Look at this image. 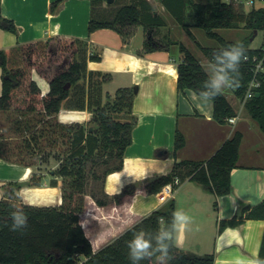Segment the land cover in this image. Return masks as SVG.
Wrapping results in <instances>:
<instances>
[{"label":"trees","instance_id":"trees-1","mask_svg":"<svg viewBox=\"0 0 264 264\" xmlns=\"http://www.w3.org/2000/svg\"><path fill=\"white\" fill-rule=\"evenodd\" d=\"M92 5L102 4L108 0H89ZM169 11L167 0H158ZM182 14L190 0H181ZM108 3V2H107ZM51 5V10L55 8ZM0 0V29L17 34L15 23L4 18L1 13ZM171 8V7H170ZM173 10V9H171ZM185 16L175 15L177 22L185 27L190 26L203 30L205 35L217 40V48H201L205 56L211 60L213 52L236 42L222 38L215 30L236 29L241 24L251 34L242 40L247 49V59L241 64L242 86L235 91L230 90L232 98L225 94L218 96L213 104V118L221 124L227 119L236 116V109L232 99L241 102L246 94L252 79L251 59L258 52L250 48V39L255 31L264 33V8H252L245 13L243 7H235L221 0H205L204 4L193 5L191 11ZM142 14L135 5L119 8L113 19L108 21L95 20L93 17L88 24V32L93 33L99 29H111L121 36L127 35L128 29L143 23ZM186 19V21H185ZM156 26H158L156 24ZM156 28H150L144 43L145 52L168 50L171 42L165 43L156 39ZM190 34V32H189ZM192 38V36H191ZM193 39V38H192ZM84 50L85 60L79 57ZM181 58L177 64V89L180 92L190 90L198 93L207 79V73L200 60L183 44L179 45ZM98 61L100 57H91ZM86 51L82 42L73 37L57 36L47 41H37L30 44L17 45L9 52L0 51V68L2 70V93L0 97V113L10 110L21 90L25 95V111L16 122V132L22 139L20 147H16V154L4 147H0V160L10 164L34 167L25 161L43 148L50 150L58 140H62V148L57 155L53 152L45 153L57 159V169L51 171L53 179L49 182L51 187H59L62 193V204L59 207H34L24 205L23 211L28 217V226L22 231H12L10 213L14 211L13 203H21L17 199L23 188H39L42 186V176L34 173L26 183H2L0 190L4 197L0 200V264H78L80 257L84 260L79 264H131L128 258L126 241L132 238L133 231L141 229L155 235L157 228L169 224L172 213L176 210V201L170 199L159 210L144 216L134 226L126 230L111 243L105 245L97 252L86 237L79 216L83 211L84 197L87 195L89 176L94 181L106 178L108 174L122 170L126 149L132 144V133L137 120L132 116L135 93L132 88H120L111 97L106 94V102H102L101 85L108 82V74L87 71ZM36 74L46 82L47 89L42 90L33 79ZM9 76V79H5ZM97 79L88 87L85 97H82L72 111H88L91 119L86 126L81 124H63L57 119L63 108V103L70 98L71 89L83 78ZM13 81L17 85L13 84ZM261 86L255 96L244 105L246 115L254 120L264 133V78H260ZM26 83V84H25ZM69 87L66 88V85ZM35 114H43L46 122L41 120L36 127L32 119ZM122 116L121 118H119ZM51 119V121H48ZM36 127V128H35ZM242 135L235 132L231 140L223 146L206 162H180L176 163L172 171L148 182L145 189L148 193L157 194L176 179L183 183L190 181L202 190L220 198L232 194L231 174L236 168L239 156V147ZM43 142V143H42ZM184 137L176 131L174 148L178 151L184 147ZM44 146V147H43ZM52 147V148H50ZM13 156V158H12ZM106 166L102 176L96 169ZM56 178H60L61 181ZM103 190V189H101ZM134 187L128 186L123 194L133 193ZM103 192V191H102ZM93 195V194H92ZM96 198V195H93ZM117 196L113 199L117 200ZM98 205L105 206L106 201L97 200ZM217 208V201L215 202ZM264 221V200L242 208L240 217L234 216L229 220L218 223V233L227 228H239L246 221ZM173 259L170 264H214V254L198 255L193 252L173 246L171 249ZM259 256L264 258V233L261 241ZM141 264H150L141 261Z\"/></svg>","mask_w":264,"mask_h":264},{"label":"crops","instance_id":"crops-1","mask_svg":"<svg viewBox=\"0 0 264 264\" xmlns=\"http://www.w3.org/2000/svg\"><path fill=\"white\" fill-rule=\"evenodd\" d=\"M190 1L182 14L181 0H167L169 11L158 0H112V3L97 5H92L89 0H1L2 16L12 20L18 32L12 34L0 29V51L9 52L17 45L45 42L57 36L77 38L85 47L87 71L109 75L104 88L109 83L119 89L137 88L132 108L137 123L132 144L125 151L122 170L100 180L101 186L95 190L96 198L89 192L85 195V208L79 216L94 253L164 205L158 201L157 194L145 189L148 182L162 176L159 174L161 167L166 173L163 175H167L176 163L206 162L231 140L235 132H239L242 141L236 168L231 174L232 194L216 199L188 180L174 186L176 209L184 210L191 218L186 229L177 231L176 241L180 249L198 255L214 254V264H234L236 257L259 255L264 221H246L239 228H227L222 233H218V223L236 216L239 207L254 206L264 200V133L254 120L240 111L239 101L232 99L235 108L238 104L236 115L240 117L237 122L221 124L213 118L211 101L202 103L194 92L177 89V64L181 58L179 45L183 44L201 59L198 54L202 52L198 47L199 29L190 26L189 34L175 16L183 15L184 20L193 5L205 2ZM52 4L56 5L53 11ZM129 5H135L140 11L143 23L128 29L125 37L111 29L88 32L92 17L99 21L112 20L119 8ZM254 8H264V2ZM243 10L245 13L250 11L244 7ZM150 28L157 29L156 39L171 42L168 50L144 51ZM96 56L100 60H90ZM200 63L203 67L202 60ZM2 79L0 68V97ZM91 118L88 111L61 110L57 115L63 124L83 126ZM176 131L185 141L184 147L178 151L174 148ZM51 171L38 173L34 167L0 160V187L6 182L26 183L37 172L42 176V186L23 188L18 197L22 198L24 205L59 207L62 193L59 187L49 186L53 179ZM144 174V179H135ZM128 186L134 187L133 193L123 194ZM116 196L117 200L113 199ZM3 197L0 190V200ZM97 200L107 203L100 206Z\"/></svg>","mask_w":264,"mask_h":264},{"label":"clouds","instance_id":"clouds-1","mask_svg":"<svg viewBox=\"0 0 264 264\" xmlns=\"http://www.w3.org/2000/svg\"><path fill=\"white\" fill-rule=\"evenodd\" d=\"M247 59V49L242 42H236L227 47H223L213 52L211 60L204 70L207 79L203 82L202 88L195 95L202 103L214 101L226 90H238L242 86L241 64ZM164 163H167L164 162ZM159 174H166L161 167ZM146 174L135 179H144ZM20 204L13 203L14 211L10 213L12 220V231H22L28 226V217L23 211L21 197ZM191 223V218L181 209H176L172 213V220L169 224H164L157 228L155 235L141 229L133 231L132 238L127 240L128 258L131 264H141V261H149L150 264H170L173 259L171 249L178 246L176 233L180 229H186ZM229 246L231 241L229 240ZM234 264H264V258L258 254L255 257H236Z\"/></svg>","mask_w":264,"mask_h":264},{"label":"rangeland","instance_id":"rangeland-1","mask_svg":"<svg viewBox=\"0 0 264 264\" xmlns=\"http://www.w3.org/2000/svg\"><path fill=\"white\" fill-rule=\"evenodd\" d=\"M258 5H260L259 2L255 3V7H257ZM245 9H250L247 6H244ZM247 12V11H246ZM215 32L217 34H219L222 38H224L225 40L228 41H234V42H241L242 40L248 38L251 34V32L244 28V26L242 27H238L236 29H226V30H215ZM253 37V36H252ZM198 42L200 43L201 46L205 47V48H217L220 46L219 42L217 40L214 39H210L208 38L205 33L203 32V30H199L198 31ZM264 43V33L263 32H259L256 33L255 37L253 38V41L250 42V48L252 49H257L259 48L262 44ZM200 56V60H202V62L204 64L208 63L209 58L207 56H205L203 54V52L198 53ZM80 61H84L85 60V53L84 50L81 52L80 57H79ZM33 79L34 81L37 83V85L42 89L45 90L47 89V84L46 82L39 78V76H37L36 74L33 75ZM98 81L97 79H90L89 77H85L83 78V80H81L76 86H74L73 89H71L70 92V98H72L69 101L63 103V108L62 110H66V111H72L71 107L76 106L78 104V101H80V99H82V97H85L88 91V87L90 85L93 84V82ZM26 84V83H25ZM119 88L116 87L115 84L109 83L108 85H106V87L104 88L103 85H101V90H102V102L105 103L106 102V94H109L111 97L115 94V92L118 90ZM226 96L230 97L232 95V93L230 92V90H226L224 93ZM232 97V96H231ZM25 95L23 91H19L17 93L16 99L13 103V106L10 108L9 111L5 112V113H0V147H4L6 148V150H10L11 153H15L18 152L16 151V147H20L21 142H22V137L20 135V133L16 132V121L20 119V116L23 114V112L25 111V106H24V101H25ZM238 107V104H237ZM237 107L235 109H237ZM244 111L245 116L246 115V111ZM43 114H35V116L33 118L31 117H26V119H32L33 124L36 127H39V121L41 120L43 123L46 122V117L41 116ZM122 116H120L119 118H121ZM248 117V116H247ZM122 119V118H121ZM48 121H51V119H48ZM35 127V128H36ZM59 142H57L58 144H55L52 147V149L47 150L43 148V152H37L36 154H33L32 156H30L29 158H25V161L28 163H32L34 164V169L37 170L38 173L44 172L47 174L48 171L57 169V164L58 161L57 159H54V157H49L47 154L45 153H51V151L53 152V156L57 157V155H59L61 148H62V140L59 139ZM43 143V142H42ZM44 147V146H43ZM13 158V156H12ZM106 166H100L97 167L96 172L102 176L104 170L106 169ZM37 173V174H38ZM61 181V180H59ZM101 186V181H94L90 176H89V184H88V190L87 193H92L93 195H96L97 192H95V190L97 191V189ZM92 195V196H93ZM97 196V195H96ZM216 202V201H215ZM19 204V203H17ZM190 251V250H189ZM81 262V260H78V264Z\"/></svg>","mask_w":264,"mask_h":264},{"label":"built area","instance_id":"built-area-1","mask_svg":"<svg viewBox=\"0 0 264 264\" xmlns=\"http://www.w3.org/2000/svg\"><path fill=\"white\" fill-rule=\"evenodd\" d=\"M222 2L227 4H232L235 7L247 6L250 9L254 8L256 2H264V0H222ZM257 54L254 55L251 59L252 62V79L248 85L246 94L243 100L240 102L241 110H244L245 103L253 98L256 94L257 89L261 86L260 78H264V43L257 49ZM240 115L227 119L229 124H235L239 119ZM179 184V180L176 179L173 184L164 186L161 189V192L157 193V199L161 204H165L170 199H173L174 196V186Z\"/></svg>","mask_w":264,"mask_h":264},{"label":"water","instance_id":"water-1","mask_svg":"<svg viewBox=\"0 0 264 264\" xmlns=\"http://www.w3.org/2000/svg\"><path fill=\"white\" fill-rule=\"evenodd\" d=\"M107 2H108V3H112V0H108ZM256 33H257V31H255V33L253 34V37L250 39L251 41H253V38L255 37ZM175 43H176V42H172V44H175ZM4 78H5V79H9V76H5ZM13 84H14V85H17V83L14 82V81H13ZM68 87H69V84L66 85V88H68ZM133 90H134V93L136 94V92H137V88L134 87ZM259 96H260L259 93H256V94H255V97H256V98H258ZM243 207H244V206H243ZM243 207H239V208L236 210V216H237V217H240V216H241L242 208H243Z\"/></svg>","mask_w":264,"mask_h":264}]
</instances>
